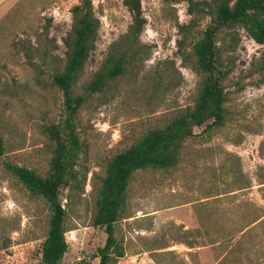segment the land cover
Here are the masks:
<instances>
[{
    "label": "rangeland",
    "instance_id": "1",
    "mask_svg": "<svg viewBox=\"0 0 264 264\" xmlns=\"http://www.w3.org/2000/svg\"><path fill=\"white\" fill-rule=\"evenodd\" d=\"M80 0H1L0 3V135L5 152L0 156V263L40 264L48 209L42 199L31 196L9 176L3 162L48 169L50 141L45 126L65 117L61 91L50 84L49 71L38 76L22 52L18 39L37 38L48 44L53 58L63 65L64 37L71 28V8ZM146 24L140 35L150 55L135 77L126 75L102 93H96L80 108L75 124L84 144L88 168L82 193L68 201L62 188L59 199L67 209L65 239L68 248L58 264H98L95 253L106 238L104 229L92 225V176L105 161L143 132L161 126L175 110L193 104L199 74L180 65L176 56L177 24L190 19L185 1L140 0ZM100 27L95 48L76 85H83L99 68L109 45L125 33L131 15L122 0H92ZM240 41L231 53L235 63L224 81L227 120L219 128H194L195 136L183 147L178 166L168 171L147 170L132 181L127 216L115 224L116 236L125 253L116 264H192L183 242L182 229L197 226L195 217L207 215L214 206L227 209L230 231L241 228L244 202L261 210L259 250L248 253L247 241H235L242 264H264V84L250 75L252 63L264 53V45L237 28ZM38 61V57L35 58ZM174 62L175 80L169 87L147 85L154 69ZM39 77V78H38ZM226 165L240 168L248 187L237 189L226 175ZM234 189L226 193L227 190ZM212 208V209H211ZM155 248V249H154ZM206 251L208 247L197 248ZM154 251L161 253L159 262ZM209 253L201 261H209Z\"/></svg>",
    "mask_w": 264,
    "mask_h": 264
},
{
    "label": "trees",
    "instance_id": "2",
    "mask_svg": "<svg viewBox=\"0 0 264 264\" xmlns=\"http://www.w3.org/2000/svg\"><path fill=\"white\" fill-rule=\"evenodd\" d=\"M131 15V22L108 47L105 58L80 92L76 85L84 71L86 61L94 50L100 27L92 0H80L71 8V28L64 37L65 59L62 66L53 58L48 44L37 38L18 39L15 46L26 62L34 66L38 76L49 71L50 84L61 91L65 117L58 123L45 126L50 141L48 169L45 173L25 165L3 162L5 172L19 183L31 196L42 199L47 206L46 232L41 244L40 264H58L68 248L65 239L67 209L59 199L62 188L68 190V201L82 193L88 168L84 164L85 149L76 130L75 120L80 108L92 95L102 93L121 77H135L150 55L149 48L140 42L146 24L140 0H122ZM185 1L191 16L186 23H178L176 56L180 65L190 68L200 76L197 92L191 106L175 110L161 125L143 132L129 145L111 155L99 172L92 176L93 215L91 223L104 229L105 242L98 247L95 257L98 264H116L125 249L118 240L115 224L127 216L128 198L134 176L151 171H168L178 166L185 142L195 136L194 128H219L227 120V92L224 81L233 70L235 60L231 55L239 44L237 28H242L249 38L264 45V0H166ZM38 57V61L35 58ZM174 62L165 61L162 68L154 69V76L147 85L153 89L169 87L175 80ZM259 83L264 84V53L250 69ZM39 78V77H38ZM5 152L0 135V156ZM226 175L238 183L237 189L248 187L240 168L226 165ZM234 189L227 190L226 193ZM212 209V208H211ZM241 228L230 231L228 212L221 205L214 206L207 215L195 217L197 226L182 229L183 242L194 249L188 252L192 264H242L238 249L228 250L229 241L236 232H242L235 241L242 246L247 241L248 253L259 250L258 227L263 223L262 213L249 201L244 202ZM208 247L206 251L201 249ZM155 249V248H154ZM154 251L159 262L161 253ZM209 253V261L201 256ZM1 264V263H0Z\"/></svg>",
    "mask_w": 264,
    "mask_h": 264
},
{
    "label": "crops",
    "instance_id": "3",
    "mask_svg": "<svg viewBox=\"0 0 264 264\" xmlns=\"http://www.w3.org/2000/svg\"><path fill=\"white\" fill-rule=\"evenodd\" d=\"M0 3H1V0H0Z\"/></svg>",
    "mask_w": 264,
    "mask_h": 264
}]
</instances>
